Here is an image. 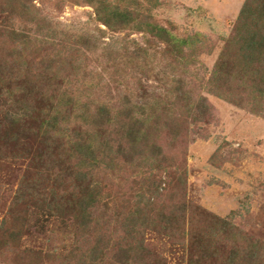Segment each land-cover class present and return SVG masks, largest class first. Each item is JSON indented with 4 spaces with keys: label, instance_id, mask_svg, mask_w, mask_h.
Here are the masks:
<instances>
[{
    "label": "rangeland",
    "instance_id": "obj_1",
    "mask_svg": "<svg viewBox=\"0 0 264 264\" xmlns=\"http://www.w3.org/2000/svg\"><path fill=\"white\" fill-rule=\"evenodd\" d=\"M247 1L140 0L168 43L107 27L98 0H0V264H92L97 243L96 264H118L140 238L147 264L264 253V50L249 43L264 1L239 26ZM127 111L130 156L122 129L92 125ZM83 142L102 163L81 180ZM82 191L86 218L68 200ZM138 210L152 226L131 235Z\"/></svg>",
    "mask_w": 264,
    "mask_h": 264
},
{
    "label": "trees",
    "instance_id": "obj_2",
    "mask_svg": "<svg viewBox=\"0 0 264 264\" xmlns=\"http://www.w3.org/2000/svg\"><path fill=\"white\" fill-rule=\"evenodd\" d=\"M153 3H157L158 0H150ZM257 0H248L244 6V9L241 13L239 19V26L242 25L244 20L247 18L250 10L254 6ZM260 1V0H258ZM264 1V0H263ZM98 14L103 15L105 18L104 22L109 28H121L129 26H144L148 31L150 29L157 32V36L166 40L168 43H172L173 36L169 31L164 28L158 27L154 23L150 22V17L141 12V2L140 0H98ZM241 22V23H240ZM258 27L259 32L252 34L250 44L252 48L260 46L264 50V11L260 12L258 16ZM167 52V51H166ZM169 53V51L167 52ZM165 53V54H167ZM147 58V55H145ZM172 83L175 85L172 92H168V99L171 100V104H178L181 101L187 103L189 97L186 96V93L183 89V84L181 80H173ZM163 101H156L153 107V113L156 114L158 111H161L163 106ZM126 114L125 117L119 119L118 116H112L109 112L104 113L94 117L93 128L100 131H110L113 125L122 129L123 134V144H122V153H132V148L135 147V143L141 138L140 132L137 127V124H142V121H134L132 114ZM144 114V113H143ZM77 153L81 156L82 160L80 163V168H84V172L79 171L77 177L81 180H84L88 174L86 173L87 169H94L99 167L102 163V157L97 154L98 151L92 145H88L85 142L79 143L77 145ZM85 191L72 193L69 196V201L74 203L76 211L79 212L80 216L83 218L87 217L88 210L94 205L95 199L90 193L85 194ZM140 210L137 213L132 214L130 217V233L131 235L141 234L143 229H148L152 226V222L148 221L149 218L145 215L142 218L140 216ZM139 215L138 219L136 216ZM142 219V220H140ZM136 220V221H135ZM134 241V240H133ZM100 247L98 243L91 255L93 256V263L96 264L97 258L100 254ZM123 252L119 255L118 264H130L137 262L139 264H147L146 262L150 260L152 256L151 250L145 244L144 238H140L137 241L131 243L127 248L122 249ZM263 245L257 244L254 246L253 250H249L246 255L240 256L233 255L230 259V264H264V255H263Z\"/></svg>",
    "mask_w": 264,
    "mask_h": 264
}]
</instances>
